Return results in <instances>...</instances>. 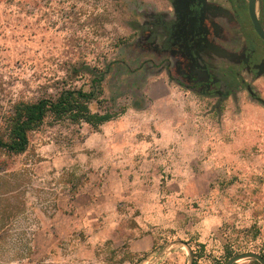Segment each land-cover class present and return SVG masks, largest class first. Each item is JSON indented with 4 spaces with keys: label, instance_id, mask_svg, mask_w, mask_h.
Wrapping results in <instances>:
<instances>
[{
    "label": "rangeland",
    "instance_id": "1",
    "mask_svg": "<svg viewBox=\"0 0 264 264\" xmlns=\"http://www.w3.org/2000/svg\"><path fill=\"white\" fill-rule=\"evenodd\" d=\"M147 1L0 0V129L17 102L54 98L65 84L88 90L93 77H69L80 63L111 65L90 107L117 116L97 129L50 118L25 153L0 150V264H227L264 255V79L254 84L263 102L245 94L217 107L179 89L136 50V8ZM112 131L144 155H115ZM151 159L155 171L141 169ZM113 164L130 170L108 173ZM81 192L102 204L99 214L121 213L114 238L94 246L77 232L47 235L45 218L70 219ZM148 234L149 252H124ZM88 247L99 249L92 261L80 254Z\"/></svg>",
    "mask_w": 264,
    "mask_h": 264
},
{
    "label": "flooded vegetation",
    "instance_id": "2",
    "mask_svg": "<svg viewBox=\"0 0 264 264\" xmlns=\"http://www.w3.org/2000/svg\"><path fill=\"white\" fill-rule=\"evenodd\" d=\"M136 10V50L170 83L217 107L245 94L262 101L264 0H148Z\"/></svg>",
    "mask_w": 264,
    "mask_h": 264
},
{
    "label": "trees",
    "instance_id": "3",
    "mask_svg": "<svg viewBox=\"0 0 264 264\" xmlns=\"http://www.w3.org/2000/svg\"><path fill=\"white\" fill-rule=\"evenodd\" d=\"M110 71L111 65L103 70L86 63L74 64L69 77H93L88 90L65 84L54 98L17 102L0 129V150L16 155L25 153L30 145V133L38 130L50 118L55 123L68 121L75 125L87 124L94 129L117 118L112 113H94L90 107L93 102H101L102 84ZM231 257L232 252H229L228 258Z\"/></svg>",
    "mask_w": 264,
    "mask_h": 264
},
{
    "label": "crops",
    "instance_id": "4",
    "mask_svg": "<svg viewBox=\"0 0 264 264\" xmlns=\"http://www.w3.org/2000/svg\"><path fill=\"white\" fill-rule=\"evenodd\" d=\"M114 125H118V124H114ZM113 133L114 131H112L111 134H109L107 137L109 146H112V152L115 155L117 154L119 156H123V159L125 161H132V159L134 158V152L139 153L141 152V149L143 151V148L140 149L137 147L136 149H134L135 144L131 145V143H129L131 139L130 137L126 139L125 136H121L119 133H118L119 137H117ZM131 152L133 154H131ZM144 153L145 152L143 151V155ZM156 161L157 159L149 160V164L141 169H143L144 171L146 169H154L155 171L158 162ZM113 165L114 166H112L110 169L106 168L108 173L109 172L113 174L117 173L118 175H120V173H127L128 170H130L129 167L123 168V171L118 170L119 169L118 164H113ZM138 165L139 164L135 166L137 167ZM134 168L135 167H133L132 169L134 170ZM137 168L139 171L140 169L139 166ZM81 193L83 197L85 196L86 199L83 201L80 200L78 202L77 201L73 202V205H71L72 215L70 216L71 217L70 219L68 218L64 219V217L61 215H57L52 218H45L46 219L45 222H47L49 225V228H46L47 235L51 237L56 232L69 236L71 233L77 232L81 238H85L89 240V242L94 241L93 242L94 246L99 245L100 244L99 242H102L103 240H105L106 242L107 240L114 238L115 234H117L116 229L123 220V216L121 215V213L119 215V213L115 214L113 211H109L106 212L105 214L104 213L99 214L96 211V209L102 207V204L98 205L97 199L90 198L89 196H87L86 195L87 192H81ZM51 228L52 230L50 231ZM154 244H155L154 235L148 234L130 242L128 248H126L124 252L132 255H143L149 252L153 248ZM88 248L90 249L89 254H86L87 253L86 251L84 252L80 251V254L81 256H84L83 257L84 259L87 258L89 261H92L95 258V256L97 257V252H95V250L99 252V249L95 248V250L91 251V247ZM84 254L89 255V258L86 257V255Z\"/></svg>",
    "mask_w": 264,
    "mask_h": 264
},
{
    "label": "water",
    "instance_id": "5",
    "mask_svg": "<svg viewBox=\"0 0 264 264\" xmlns=\"http://www.w3.org/2000/svg\"><path fill=\"white\" fill-rule=\"evenodd\" d=\"M256 24H257V22H256ZM257 31L261 35V37L264 39V32L259 27L258 24H257ZM166 249L163 250V252L161 253V255L166 252ZM244 259H253V260L258 261L260 264H264V257L262 255H259V254L253 253V252L238 254V255L234 256L233 258H231L228 261L227 264H235V263L239 262L240 260H244ZM191 264H193V257H191Z\"/></svg>",
    "mask_w": 264,
    "mask_h": 264
}]
</instances>
